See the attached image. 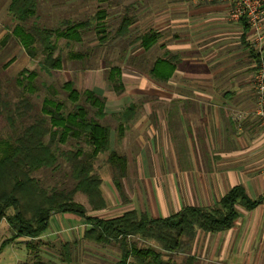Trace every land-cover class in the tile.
<instances>
[{"label": "crops", "instance_id": "crops-1", "mask_svg": "<svg viewBox=\"0 0 264 264\" xmlns=\"http://www.w3.org/2000/svg\"><path fill=\"white\" fill-rule=\"evenodd\" d=\"M118 1L120 10L132 3L131 31L118 44L121 55L135 63L118 62V73H111L113 64L64 72L68 76L65 81H76L79 91L88 89L101 97L110 148L125 158L124 204L119 206L112 177L101 175L106 206L87 214L108 218L134 209L162 218L186 206L211 207L236 185L243 186L251 199L260 197L264 194V125L253 113L254 57L243 21L229 20V5L218 0ZM81 2L52 4L57 13L67 7L83 13L93 0ZM9 3L3 0L0 4V40H18L12 32L18 21L10 15ZM63 19L59 17L58 22ZM148 30L157 32L149 48L141 47L140 41L128 44ZM16 51L20 52L13 49L6 60L14 70L24 63L21 57L12 65ZM156 59L170 61L173 66L165 80L149 74ZM167 70L164 67L157 74L162 76ZM131 104L135 105L131 118L111 116ZM235 112L244 116L235 119ZM112 206L119 211L105 215L106 207ZM236 211L230 228L219 232L197 229L189 249L179 255L194 257V264H264V199L253 208L237 204ZM3 222L11 232L4 218L0 224ZM78 224L84 227L77 228ZM87 227L80 216L54 213L39 237L0 240L1 244L8 239L0 249V264H31L29 260L53 264L61 259L94 264L95 251L101 258L118 259L119 250L108 251L106 245L96 247L83 238ZM48 241L62 252L41 245Z\"/></svg>", "mask_w": 264, "mask_h": 264}, {"label": "trees", "instance_id": "trees-1", "mask_svg": "<svg viewBox=\"0 0 264 264\" xmlns=\"http://www.w3.org/2000/svg\"><path fill=\"white\" fill-rule=\"evenodd\" d=\"M38 4L39 0H10L8 11L12 18L18 21L13 25L12 32L25 50L33 55L36 52L35 45L41 48L43 58L40 67L45 71L61 67L62 53L53 40V34L68 39L72 37L73 40L79 41L78 30H84L93 25L100 34L101 43L115 39L122 40L130 33V26L134 21V14L130 10L131 3L119 11L118 23L108 35L105 22L107 11L104 9H99L79 22L64 18L60 22L61 27L53 28L55 29L53 33L36 18ZM32 16L35 18L27 28L23 23ZM241 21H243L245 33H248V24L244 19ZM156 38L157 32L148 30L131 38L128 44L140 41L139 45L147 49ZM125 45H121L124 51ZM68 54L75 60L82 57L79 53L69 52ZM83 60L85 61L79 63L80 69L91 68L87 65V59ZM117 60L120 63L129 62L132 65L135 63L132 58L127 61L123 54H120ZM113 61L102 57L99 66H109ZM164 67H167L168 72L162 76L158 75L157 72ZM110 69L111 73L119 72L116 65ZM172 69L170 61L156 59L152 68L149 69V74L154 78L165 80ZM33 75L32 71L28 73V77ZM62 87L74 103L73 110L65 113L61 103L44 98L43 113L36 114L13 139L0 140V220L4 218L8 223L11 239L17 236L37 238L48 229L50 217L54 213L66 212L84 219L88 226L83 235L85 240L94 245H104L112 241L117 243L119 257L113 264H178L164 261L163 256L185 253L197 229L205 232H219L230 228L237 218V204L253 208L264 199V194L257 199H251L243 186L236 185L211 207L186 206L176 214L167 217L151 218L146 213L134 209L108 218L88 215L87 209L73 199L76 192L86 196L91 210H100L106 206L100 189L101 178L93 170V157L98 152L107 154V163L114 171L113 183L123 201L126 200L123 188L125 158L110 148L109 126L100 124L90 117L86 108L78 102L83 96L94 108L93 116L102 119L105 112L101 97L88 89L78 91L70 80L64 81ZM7 105L9 106V103L4 101L0 93V107L7 108ZM30 107L28 99L23 97L14 102L13 108L8 110L18 116H25ZM134 107V104L128 105L120 113H112L111 116L115 119L131 118L134 115ZM7 118L10 123H13L12 117ZM78 132L83 134L85 142L92 146L88 158L81 157V148L61 151L58 149V141L64 142L69 133L78 134ZM56 134L58 139L55 138ZM47 135L49 137L46 139ZM59 155L69 164L70 176L74 184L70 188H45L34 173L41 168H55ZM130 236L140 241L154 243L158 249L151 245L140 247L137 240H127ZM7 241L8 239L3 240L0 249ZM194 259L188 255L182 264H193Z\"/></svg>", "mask_w": 264, "mask_h": 264}, {"label": "rangeland", "instance_id": "rangeland-1", "mask_svg": "<svg viewBox=\"0 0 264 264\" xmlns=\"http://www.w3.org/2000/svg\"><path fill=\"white\" fill-rule=\"evenodd\" d=\"M2 1L3 0H0V4L2 3ZM55 1L60 0H39V6L36 10V18H38L41 23L45 24L47 29L53 31V33L55 30L53 28L61 27L59 26L60 22H58L59 17L68 18L72 22H79L83 21L84 19H87L90 14H94L99 9H104L107 11V16L105 17V22L107 24V35L113 31L114 27L118 23V14L120 11L118 7V0H93L91 4L87 5L88 8L83 13H77L76 10H74V8L72 7H67L64 9V11L62 10V12L57 13V11H54L52 4L53 2L55 3ZM84 1L85 0H82L81 3L84 4ZM34 18L33 16L28 18L23 24L28 28ZM80 33L83 38L79 41H75L73 39H68V41L67 39H59L57 35L53 34V40L55 41L57 47L62 53V61L59 70L51 69L50 71H45L40 67L43 54L41 48L38 45H35L36 52L33 55H30L29 53L28 55H25L23 54L24 52L22 46L20 48L18 40H0V93L4 101L6 103H9V106L7 105V108L0 107V140L13 139L15 136H17L23 126L30 123L36 114H40L42 112V108L44 107V98H48L50 100H53L54 102L61 103L62 110L65 113L73 110L74 103L69 99L68 92L62 87V84L64 83L65 79L68 77L67 75H64V72L69 70L74 72V70L76 69L80 70L79 68H81V64L79 63L81 61H85L83 59H87V65H89L91 68H97L101 62L102 57H105V55L108 56L110 59L114 60L112 63L113 65H117L120 63H118L117 60L118 55L121 54L119 51L120 48L118 43L122 44V40L117 39V41L112 40L101 43V40L99 38L100 34L95 30L93 25H90L84 30H81ZM118 40H120V42ZM115 42L117 43V45ZM112 43H115L114 47H112ZM13 49H18L20 52L16 51V54L13 57L14 60L12 59L11 61L12 65H16L19 59L21 57H24V63H22L21 67L16 70L9 67V65L11 64L10 61H6L13 54ZM69 52L79 53L82 57L78 58V60H75L74 58L69 57ZM30 71L34 72V75L28 77V73ZM21 72L23 73L21 74ZM72 84L73 87L77 89L76 81H72ZM23 97L27 98L29 103L31 104L30 110L26 113V115L18 116L15 113L10 112L8 109L13 108L14 102ZM78 102L86 108L87 114L90 117H93L98 123L103 124V119H97L93 116L94 108L90 106V104L84 99L83 96L79 98ZM9 116L13 118V123L9 122L7 118ZM48 137L49 136L47 135L46 139ZM55 138L58 139V134L55 135ZM57 145L60 151L81 148L82 158H88V154L92 150V146L85 142L84 135L80 134L79 132L78 134L69 133L65 141H58ZM92 162L93 170L96 174H98L99 176L106 175L107 177L113 176L114 171H112V166L107 163L106 153L98 152L95 157H93ZM34 176L39 180L43 187L48 189L53 187L70 188L74 184V181L71 179L70 176V166L67 161L64 160L60 155L58 156L55 168H41L34 173ZM118 197L120 200L119 206L123 205L124 201L122 200L121 196L119 195ZM73 199L81 203L82 205L84 204L86 206L84 207L87 209L88 213H96L94 210L90 209V205L87 201V198L83 193L76 192L73 196ZM117 206H112L108 208L106 207L105 215H111V213H114L113 211H119V208H117ZM106 210H108V213ZM82 227H84V225H77V228ZM7 229L8 228L5 222L0 224V240L6 237H11V232L9 229ZM127 240L135 241L137 240V238L130 236L127 237ZM137 241L138 246L140 247H146L151 245L158 249L154 243L140 240ZM41 245L51 249L52 251L55 249L56 251L62 252L60 248L56 247L54 242L52 241L45 242ZM104 245L109 247L108 251L119 250L117 248V243H114L113 241ZM60 254L61 257H63V254ZM185 257L186 256L182 257L181 255H179V253H173L170 255H165L163 257V260L172 263H177L180 260L184 261ZM51 259H53V257H51ZM29 261V263L35 264V262L31 260ZM55 261H57V263L53 262V264H76L77 262L74 259L67 261L61 259V261ZM93 261L94 264H113V262L115 261V257L105 255L103 258H101V255L95 251Z\"/></svg>", "mask_w": 264, "mask_h": 264}, {"label": "built area", "instance_id": "built-area-1", "mask_svg": "<svg viewBox=\"0 0 264 264\" xmlns=\"http://www.w3.org/2000/svg\"><path fill=\"white\" fill-rule=\"evenodd\" d=\"M229 5L228 19H244L248 24V47L254 56L252 85L255 93L254 114L264 125V0H219ZM244 114L233 113L235 119Z\"/></svg>", "mask_w": 264, "mask_h": 264}]
</instances>
